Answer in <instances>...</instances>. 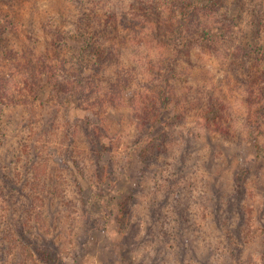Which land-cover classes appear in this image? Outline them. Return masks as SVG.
<instances>
[{
    "label": "rangeland",
    "instance_id": "rangeland-1",
    "mask_svg": "<svg viewBox=\"0 0 264 264\" xmlns=\"http://www.w3.org/2000/svg\"><path fill=\"white\" fill-rule=\"evenodd\" d=\"M112 2L118 14L130 22L132 0ZM18 4L14 11L20 18L15 19L17 25L23 24L19 30L6 23V11L0 13L4 40L13 43L0 54V68L4 66L0 73L6 80L10 69L14 70L12 57L30 50L22 47L28 42L25 35L30 33L26 19L35 23L37 38L41 40L38 48L44 51L47 45L52 52V40H47L42 33L43 22L40 21L52 12V0H22ZM0 5L5 6L1 1ZM123 48L122 64L127 70L138 67L139 78L149 79L141 67L156 56L157 49L143 44ZM190 59L191 62H182L185 77L177 86L180 96L187 95L188 102L194 103L202 95L222 99L223 105L229 108L223 116L227 124L235 126L237 137L234 140L215 133L211 137L196 135L201 130L199 113L197 109L190 111L180 125L165 123L171 133L168 148L161 156L162 161L152 164L150 169H146L138 154L143 142L153 135L142 134L139 113L143 110L130 101L134 92L129 91L124 96V104L120 107L105 106L104 112H98V108L94 111L80 108L75 100L63 96L52 101L50 89L47 93L44 91L34 107L31 104L5 107L6 112L9 111L6 117L15 122L13 126L19 125L12 135L14 143L9 144L12 151L9 150L8 158L14 160L9 171L11 176L14 172L18 174L19 187L27 188V196L28 191L32 195L23 197V202L27 203L26 212L13 213L26 224V238L14 232V219L7 218L3 230L14 232L16 239L22 241L20 246L36 237L48 241L50 247L44 249L53 254L50 261L39 255L36 246L31 247L39 264H145L146 258L154 255L155 248L153 243L146 241L149 226L158 221L161 227L166 221L173 224L174 219H180L175 208L179 202L181 209L187 207L185 215L191 221L187 238L201 252H206L209 245L213 249L215 236L226 234L229 224L237 218H243L245 230L250 221L255 225L257 220L259 225L264 222V153L258 154L255 140L245 127L247 112L241 103V86L218 58L194 52ZM13 74L19 82L21 72ZM100 97H104L103 94ZM174 109L177 110L174 105L170 106L165 117ZM89 129H96L95 132L103 137L107 148L103 157L92 152L87 139ZM33 130H38L43 137L37 139L39 135L37 131L32 134ZM189 131L191 144L185 146ZM257 137L264 146V133ZM19 147L22 149L17 157L15 153ZM185 147L189 155L179 163L180 152ZM35 164L41 165L38 173L46 183L38 186L39 190L34 193L31 183L35 173L31 166ZM213 181L214 189L219 191L217 201H224L223 210L214 205V226L211 223L213 206L209 201ZM173 182L177 183L175 189H172ZM230 196L239 206H233ZM0 201L4 199L0 197ZM154 209L159 210L157 218ZM2 244L0 264H30L21 254L22 247L12 248L7 242ZM165 249L162 255L167 253L168 259L176 261L177 250L168 249L167 245L162 247ZM214 252V256L219 254ZM260 253L259 245L249 246L246 262L257 263ZM173 262L166 264L178 263Z\"/></svg>",
    "mask_w": 264,
    "mask_h": 264
},
{
    "label": "trees",
    "instance_id": "trees-1",
    "mask_svg": "<svg viewBox=\"0 0 264 264\" xmlns=\"http://www.w3.org/2000/svg\"><path fill=\"white\" fill-rule=\"evenodd\" d=\"M0 1L5 5H0V13L6 11V23L12 29L22 28L23 24L17 25L15 22V19L20 18L14 11V6L22 0ZM112 1L52 0V12L40 20L43 22L42 33L47 36V40H52V52L47 45L44 51L42 47L38 48L41 40L37 38L35 23L26 19V27H29L31 34L25 35L28 42L23 43L22 47L30 49L29 53L12 57L14 70L10 69L7 80L0 73V197L4 199L0 201V250L4 248L2 243L5 242L12 248L22 247L21 254L26 256L30 264H39L31 250L32 246H36L39 255L45 257L46 261H50L53 254L51 250L45 251L44 248L49 249L50 244L44 239L36 237L24 242L25 246H20L22 241L14 235V232L21 237L26 235V224L13 213L18 210L24 212L27 203L23 202V197L29 198L32 194L28 191L27 196V188L18 185V174L14 172L11 176L9 171V165L14 164V160L8 158L9 150L12 151L9 144L14 143L12 135L19 127L18 124L14 127L15 122L6 117L9 111L6 112L5 107L10 104H31L34 107L44 91L47 93L50 89L52 101L63 96L75 100L80 108L92 111L98 108V112H104L107 107H120L124 104V96L129 91L134 92L130 101L143 110L139 113L142 134L147 133V137L153 135L143 142L138 154L146 169H150L152 164L162 161L161 156L166 154L168 148L171 133L165 123L180 125L186 121L190 111L197 109L199 113L198 125L201 130L196 135L211 137L215 133L234 140L237 137L235 126L230 122L227 124L223 116V112L227 115L229 108L223 105L222 99L215 100L213 95H202L194 103L188 102L189 96L181 97L179 94L177 86L185 77L181 69L182 62H191L194 52H203L225 63L226 72L241 86V103L247 112L245 127L255 140L258 154L264 153V146L257 137L264 133V0H132L130 22L118 14ZM4 33L0 26V54L13 44L4 40ZM139 44L158 51L154 58L141 67L149 77L146 80L144 77L139 78L141 71L138 67H129L127 70L122 64L123 47ZM15 71L21 72L19 82H16L17 78L13 74ZM100 94L104 97H100ZM196 104L199 106L196 107ZM172 105L177 110L174 109L170 116L165 117ZM95 130H88L87 139L92 152L103 157L107 148L103 137ZM35 133L39 135L38 130H33L32 134ZM190 135L191 131L185 146L191 144ZM39 136L37 139L43 137ZM139 139H143L142 135ZM17 149L15 155L20 157L18 153L22 148ZM187 150L185 147L180 152L179 163L189 155ZM31 168L35 173L31 190L35 193L39 190L37 187L46 183V180L38 173L40 164ZM176 185L173 182L172 189ZM211 186L209 201L213 206L211 223L214 226V205L223 210L224 201H217L219 191L214 189V181ZM231 197L229 200H232L233 206L238 204ZM179 203H176L175 208L180 219H174L173 224L166 221L161 227L158 221L149 226L146 241L153 243L155 248L154 255L146 258L145 264L173 262L167 258V253L162 255L166 251L162 250L165 245L168 249L177 250L176 261L173 262L177 264H250L245 260L246 251L253 244L259 245L261 251L260 259L255 264H264L263 221L261 225L258 220L256 225L250 221L248 230H245L243 218H237L229 224L226 234L215 236L213 249L209 245L206 252H201L187 238L191 221L185 215L187 207L181 209ZM153 211L157 218L159 210ZM7 218L14 219V232H4ZM214 251L219 254L214 256Z\"/></svg>",
    "mask_w": 264,
    "mask_h": 264
}]
</instances>
